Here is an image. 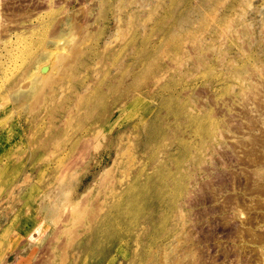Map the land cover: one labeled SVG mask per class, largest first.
Segmentation results:
<instances>
[{"label": "rangeland", "instance_id": "374dc122", "mask_svg": "<svg viewBox=\"0 0 264 264\" xmlns=\"http://www.w3.org/2000/svg\"><path fill=\"white\" fill-rule=\"evenodd\" d=\"M263 71L264 0H0V264H255Z\"/></svg>", "mask_w": 264, "mask_h": 264}, {"label": "bare ground", "instance_id": "6f19581e", "mask_svg": "<svg viewBox=\"0 0 264 264\" xmlns=\"http://www.w3.org/2000/svg\"><path fill=\"white\" fill-rule=\"evenodd\" d=\"M16 20V19H15ZM11 21V20H10ZM13 21V20H12ZM3 32V31H2ZM41 67V66H40ZM43 68V67H42ZM49 69V68H47ZM47 72V70H45ZM38 72V71H37ZM264 73V71H263ZM41 74L39 73V76ZM35 76V75H34ZM38 74L35 77H39ZM42 77V76H41ZM263 85V84H262ZM264 86V85H263ZM261 87V86H259ZM257 88V87H256ZM264 88V87H263ZM259 91V90H258ZM262 94L264 95V89L262 90ZM256 93V92H255ZM258 94V93H257ZM260 94V92H259ZM261 95V98H263L264 96ZM255 96V95H254ZM260 96V95H259ZM252 97V96H251ZM248 98V97H247ZM246 98V99H247ZM250 98V97H249ZM259 99V98H257ZM256 99V101H257ZM249 100V99H247ZM253 100V98L251 99ZM254 101V100H253ZM252 101V102H253ZM255 101V102H256ZM250 102V101H249ZM254 103V102H253ZM257 103V102H256ZM255 103V104H256ZM247 104V103H246ZM251 104V103H250ZM254 104V105H255ZM249 105V104H248ZM247 105V106H248ZM250 106V105H249ZM256 106V112L259 113L258 117H249L248 119V130L252 131V135H251V140L249 141V146L251 148H247L248 150L245 153V165H247V167L249 168H253L251 174H246L248 175L247 179L244 181L243 185H240V189H242L245 193L244 197H240V198H235L233 199V201H231L232 203V207L237 210L236 212L238 213L237 215L242 219L241 220V225H237L238 228L240 227V229L237 230V232H235L237 235L236 237H238V239L240 238L241 241L242 238H247L250 242H253L255 244H258L260 246V248L262 249V253L259 254L258 257H256V259H254V263L255 264H264V227L263 230H261V232L257 233L256 229L258 227V225L264 224V98L262 100L259 99V102L255 105ZM246 108V107H245ZM247 109V108H246ZM246 112H249L248 110ZM251 112V111H250ZM249 112V113H250ZM245 114V112H244ZM254 114V113H253ZM252 114V116H253ZM246 115V114H245ZM255 116V115H254ZM247 117V116H246ZM228 125V124H227ZM232 125V124H231ZM240 125V124H239ZM238 126V125H237ZM239 127V126H238ZM242 128V127H241ZM255 132V133H254ZM251 134V132H250ZM247 145L245 144V146L247 147ZM243 163V160H241ZM250 170V169H248ZM230 177V176H228ZM237 177V176H236ZM239 177V176H238ZM235 182V181H234ZM233 183V182H232ZM236 182L233 184L235 185ZM220 185V184H219ZM238 186V185H237ZM236 187V185H235ZM239 189V188H238ZM245 194L246 196L250 195V199L245 198ZM229 205V204H228ZM230 206V207H231ZM225 207V206H224ZM233 209V210H234ZM227 210V209H226ZM254 211H259L257 213H254ZM119 212V211H118ZM235 215V214H234ZM105 216V215H104ZM112 216V215H111ZM243 216V217H242ZM237 219V218H236ZM119 224V223H118ZM121 225V224H120ZM110 225H108L109 227ZM244 227V230H243ZM117 228V227H116ZM236 229V228H235ZM234 229V230H235ZM112 233V232H111ZM191 235V234H190ZM107 236V235H106ZM188 237V236H187ZM186 237V238H187ZM190 237V236H189ZM78 238V237H77ZM121 239V238H120ZM191 238H189L188 240L190 241ZM239 239V240H240ZM116 240V239H115ZM72 242V240H71ZM77 242V239H76ZM73 243H75V240L73 241ZM70 243V244H73ZM80 244V242L78 243ZM185 244V242H184ZM196 244V243H195ZM76 245V243H75ZM190 245V244H189ZM197 245V244H196ZM74 246V245H72ZM67 246H65L66 248ZM185 247V246H184ZM69 248V247H68ZM66 248V249H68ZM76 248V247H75ZM187 249L188 253L193 254L194 251H196V248L194 246V244H191ZM247 250V249H246ZM57 252V251H56ZM199 252V251H198ZM228 252V251H227ZM200 253V252H199ZM244 253V252H243ZM201 254V253H200ZM197 255V254H195ZM199 256V255H198ZM193 257V256H192ZM201 257V255H200ZM195 258V257H194ZM86 259V258H85ZM201 259V258H199ZM248 258H244V260L247 262L246 264H250L249 262H251L250 260H247ZM197 260H192L191 262H189L190 264H195ZM202 262V261H201ZM188 263V264H189ZM197 264H200L197 261Z\"/></svg>", "mask_w": 264, "mask_h": 264}, {"label": "flooded vegetation", "instance_id": "af4514ba", "mask_svg": "<svg viewBox=\"0 0 264 264\" xmlns=\"http://www.w3.org/2000/svg\"><path fill=\"white\" fill-rule=\"evenodd\" d=\"M21 2H23V5H28V4L32 5V2H33V4L37 5V4H39L40 0H31L30 3L28 2V0L27 1L26 0H21Z\"/></svg>", "mask_w": 264, "mask_h": 264}]
</instances>
